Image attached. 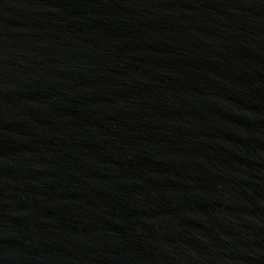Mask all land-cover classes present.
Segmentation results:
<instances>
[{
	"label": "water",
	"instance_id": "obj_1",
	"mask_svg": "<svg viewBox=\"0 0 264 264\" xmlns=\"http://www.w3.org/2000/svg\"><path fill=\"white\" fill-rule=\"evenodd\" d=\"M0 264H264V0H0Z\"/></svg>",
	"mask_w": 264,
	"mask_h": 264
}]
</instances>
